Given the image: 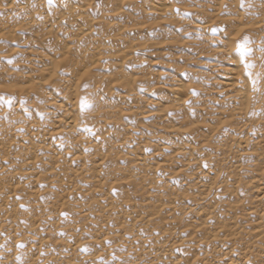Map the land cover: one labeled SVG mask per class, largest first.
Masks as SVG:
<instances>
[{
    "label": "rangeland",
    "instance_id": "374dc122",
    "mask_svg": "<svg viewBox=\"0 0 264 264\" xmlns=\"http://www.w3.org/2000/svg\"><path fill=\"white\" fill-rule=\"evenodd\" d=\"M0 264H264V0H0Z\"/></svg>",
    "mask_w": 264,
    "mask_h": 264
},
{
    "label": "bare ground",
    "instance_id": "6f19581e",
    "mask_svg": "<svg viewBox=\"0 0 264 264\" xmlns=\"http://www.w3.org/2000/svg\"><path fill=\"white\" fill-rule=\"evenodd\" d=\"M161 11H163V9ZM225 87L227 88L226 89L227 91L229 90L230 92H233L234 91V87H235V82H233V81L227 82Z\"/></svg>",
    "mask_w": 264,
    "mask_h": 264
}]
</instances>
